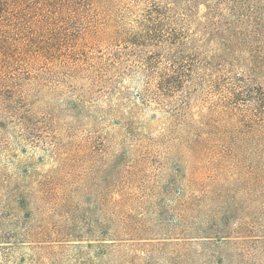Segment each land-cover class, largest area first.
Masks as SVG:
<instances>
[{"label":"rangeland","instance_id":"rangeland-1","mask_svg":"<svg viewBox=\"0 0 264 264\" xmlns=\"http://www.w3.org/2000/svg\"><path fill=\"white\" fill-rule=\"evenodd\" d=\"M166 1L177 46L0 79V264H264V0Z\"/></svg>","mask_w":264,"mask_h":264},{"label":"trees","instance_id":"trees-1","mask_svg":"<svg viewBox=\"0 0 264 264\" xmlns=\"http://www.w3.org/2000/svg\"><path fill=\"white\" fill-rule=\"evenodd\" d=\"M169 6L166 0H0V79L15 80L22 73L29 77L34 69L48 68L62 60L65 63L76 57L90 38L93 45L103 42L106 35L124 44H179L186 37L185 31L169 26ZM119 7L123 11L114 18L113 12ZM137 7V19L125 27L126 13L132 14ZM112 20L117 24L112 25ZM169 66L167 78L161 72L159 79H154L159 80L158 86L169 81L167 90L178 89L191 65L171 60ZM225 93L226 103L233 98H251V93L238 94L235 88Z\"/></svg>","mask_w":264,"mask_h":264}]
</instances>
